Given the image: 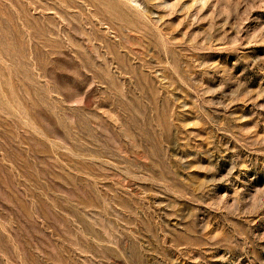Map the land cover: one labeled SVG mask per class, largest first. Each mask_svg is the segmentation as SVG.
Wrapping results in <instances>:
<instances>
[{
  "label": "rangeland",
  "instance_id": "374dc122",
  "mask_svg": "<svg viewBox=\"0 0 264 264\" xmlns=\"http://www.w3.org/2000/svg\"><path fill=\"white\" fill-rule=\"evenodd\" d=\"M0 264H264V0H0Z\"/></svg>",
  "mask_w": 264,
  "mask_h": 264
}]
</instances>
